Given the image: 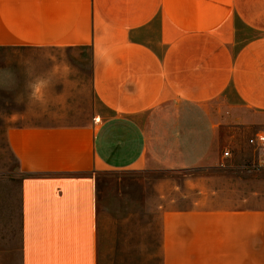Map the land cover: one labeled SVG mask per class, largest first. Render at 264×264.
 <instances>
[{
    "label": "crops",
    "instance_id": "0c3cea01",
    "mask_svg": "<svg viewBox=\"0 0 264 264\" xmlns=\"http://www.w3.org/2000/svg\"><path fill=\"white\" fill-rule=\"evenodd\" d=\"M0 49L61 53L48 78L84 94L78 121L7 129L21 264H100V175L155 170L187 178L161 264H264V0H0Z\"/></svg>",
    "mask_w": 264,
    "mask_h": 264
},
{
    "label": "rangeland",
    "instance_id": "374dc122",
    "mask_svg": "<svg viewBox=\"0 0 264 264\" xmlns=\"http://www.w3.org/2000/svg\"><path fill=\"white\" fill-rule=\"evenodd\" d=\"M53 55L61 58V53L54 51L0 49V82L7 85L0 87V192L5 191L7 208L17 204L19 188V168L7 144V129L13 125L68 120L84 108V94L76 91L77 86L70 85L63 91L62 74L48 78ZM35 77L51 81L44 105L28 102L27 85ZM80 116L72 118L78 121ZM185 179L183 172L158 170L101 174V204L109 209V218L100 264H161L157 212L162 203L160 194L173 199V188ZM0 264H21L17 215L14 218L7 214L6 228L0 229Z\"/></svg>",
    "mask_w": 264,
    "mask_h": 264
},
{
    "label": "clouds",
    "instance_id": "9594fccd",
    "mask_svg": "<svg viewBox=\"0 0 264 264\" xmlns=\"http://www.w3.org/2000/svg\"><path fill=\"white\" fill-rule=\"evenodd\" d=\"M62 69L55 62L53 63L52 72L59 74ZM51 81L47 77H35L27 85L28 89V102L37 105H44L46 101V90L48 89ZM7 86L6 83L0 82V87ZM19 102H23L22 100Z\"/></svg>",
    "mask_w": 264,
    "mask_h": 264
},
{
    "label": "built area",
    "instance_id": "2783aa9c",
    "mask_svg": "<svg viewBox=\"0 0 264 264\" xmlns=\"http://www.w3.org/2000/svg\"><path fill=\"white\" fill-rule=\"evenodd\" d=\"M252 144L256 143V142H259L262 146H264V136H256L255 139H251L250 141ZM224 155L226 157H229L231 156V153L229 151H226L224 153ZM261 167H264V161L260 164Z\"/></svg>",
    "mask_w": 264,
    "mask_h": 264
}]
</instances>
